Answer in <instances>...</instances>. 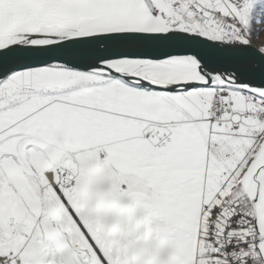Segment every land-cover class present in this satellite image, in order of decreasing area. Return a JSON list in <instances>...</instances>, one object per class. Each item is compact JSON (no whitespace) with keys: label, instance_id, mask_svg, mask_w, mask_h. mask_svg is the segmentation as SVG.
Instances as JSON below:
<instances>
[{"label":"snow or ice","instance_id":"6c2138e0","mask_svg":"<svg viewBox=\"0 0 264 264\" xmlns=\"http://www.w3.org/2000/svg\"><path fill=\"white\" fill-rule=\"evenodd\" d=\"M264 0H0V264H264Z\"/></svg>","mask_w":264,"mask_h":264},{"label":"rangeland","instance_id":"374dc122","mask_svg":"<svg viewBox=\"0 0 264 264\" xmlns=\"http://www.w3.org/2000/svg\"><path fill=\"white\" fill-rule=\"evenodd\" d=\"M260 39H261V40H264V32L261 33V35H260Z\"/></svg>","mask_w":264,"mask_h":264}]
</instances>
